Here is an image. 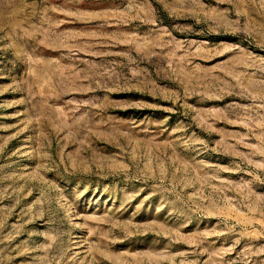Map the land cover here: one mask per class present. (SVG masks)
Wrapping results in <instances>:
<instances>
[{
	"label": "rangeland",
	"instance_id": "obj_1",
	"mask_svg": "<svg viewBox=\"0 0 264 264\" xmlns=\"http://www.w3.org/2000/svg\"><path fill=\"white\" fill-rule=\"evenodd\" d=\"M0 264H264V0H0Z\"/></svg>",
	"mask_w": 264,
	"mask_h": 264
}]
</instances>
